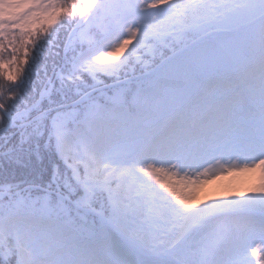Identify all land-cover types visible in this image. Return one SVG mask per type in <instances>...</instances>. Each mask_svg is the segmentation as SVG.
<instances>
[{"label":"snow or ice","instance_id":"1","mask_svg":"<svg viewBox=\"0 0 264 264\" xmlns=\"http://www.w3.org/2000/svg\"><path fill=\"white\" fill-rule=\"evenodd\" d=\"M0 77V264H264V0H0Z\"/></svg>","mask_w":264,"mask_h":264},{"label":"rangeland","instance_id":"2","mask_svg":"<svg viewBox=\"0 0 264 264\" xmlns=\"http://www.w3.org/2000/svg\"><path fill=\"white\" fill-rule=\"evenodd\" d=\"M240 163L239 161H235ZM225 166H228L227 163L223 162ZM243 166V165H241ZM218 166L213 162L211 171H215L216 175L213 177L211 173L208 176V179L205 183L199 186L196 198L192 201L193 207L202 206L204 203H209L215 199L216 193L218 194V199H223V196L227 194L228 196H234L232 194L228 195V191L232 186H235L229 193L240 192L237 195H248L252 194L259 186L260 183V173L259 169L256 171H230L228 174H221L217 170ZM203 171V169L201 170ZM251 173V174H250ZM240 178L243 181L235 183V178ZM242 187V188H238ZM222 190L226 193L223 194ZM221 194V195H219Z\"/></svg>","mask_w":264,"mask_h":264},{"label":"trees","instance_id":"3","mask_svg":"<svg viewBox=\"0 0 264 264\" xmlns=\"http://www.w3.org/2000/svg\"><path fill=\"white\" fill-rule=\"evenodd\" d=\"M58 27V26H56ZM53 31V29H50L49 32ZM65 32L66 30H62L60 32V41H63L66 37H65ZM48 34H45V38H47ZM58 43V42H57ZM10 49L8 53L4 54V58L8 59L10 58ZM35 49L32 46H29L28 48V53H29V58L32 56V54L34 53ZM56 51H60V49L57 48H52L51 45L45 47L44 51H43V56L41 57V67H43L44 63H47L49 66V69H51L53 61L57 59V57H55L54 53ZM50 52L52 53V55H50ZM18 58L22 59L24 58V49H20V51L17 53ZM27 66L25 65V68ZM0 83H4L3 78L0 77Z\"/></svg>","mask_w":264,"mask_h":264},{"label":"bare ground","instance_id":"4","mask_svg":"<svg viewBox=\"0 0 264 264\" xmlns=\"http://www.w3.org/2000/svg\"><path fill=\"white\" fill-rule=\"evenodd\" d=\"M251 174V173H250ZM241 181H243L242 179H240V178H235V183H239V182H241ZM235 186H232V188H230L229 189V191H228V195L229 194H232V195H237V194H239L240 192H232V193H229L233 188H234ZM238 188H242V187H238ZM243 189V188H242ZM222 192H223V194H226L223 190H222ZM219 195H221V194H219ZM215 199H213V200H216V199H218V194L216 193V195H215ZM227 197V194L226 195H224L223 196V198H226ZM212 200V201H213Z\"/></svg>","mask_w":264,"mask_h":264}]
</instances>
